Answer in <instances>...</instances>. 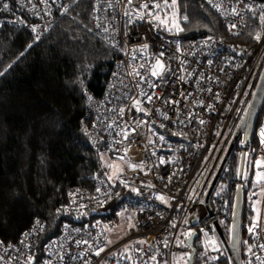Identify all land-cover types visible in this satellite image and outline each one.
Instances as JSON below:
<instances>
[{
	"label": "built area",
	"instance_id": "1",
	"mask_svg": "<svg viewBox=\"0 0 264 264\" xmlns=\"http://www.w3.org/2000/svg\"><path fill=\"white\" fill-rule=\"evenodd\" d=\"M202 1L229 34L246 33L250 0ZM145 2L148 9L140 7ZM152 4L91 0L92 23L116 58L103 93H83L86 119L80 129L92 148L126 164V171L118 178L109 179L108 173L98 177L90 188H69L60 212L70 221H63L40 247L47 224L39 217L16 240L0 238V264H170L177 243L188 245L191 235L200 240L202 257H225L217 226L226 232L237 180L231 186L220 178L210 200L212 213L202 200L263 68L264 24L260 39L255 35L248 44H225L213 36L180 44L158 32ZM67 8L69 0H0V27L25 31L38 40ZM157 59L164 68L154 76ZM261 129L264 123L255 124L251 139L256 142L253 156L264 166ZM241 153L240 141L239 161ZM128 162L142 164L143 170L133 171ZM231 162L232 155L223 175ZM253 224L240 264H264V179L248 229Z\"/></svg>",
	"mask_w": 264,
	"mask_h": 264
},
{
	"label": "trees",
	"instance_id": "2",
	"mask_svg": "<svg viewBox=\"0 0 264 264\" xmlns=\"http://www.w3.org/2000/svg\"><path fill=\"white\" fill-rule=\"evenodd\" d=\"M150 1L161 5L152 11L158 32L180 44L207 36L225 44H248L264 24V0H250L247 30L241 36L229 34L220 17L202 0H176L174 7H165L164 0ZM90 7L91 0H69L67 12L38 40L25 31L0 27V238L5 242L16 240L39 217L47 224L40 247L69 220L60 212L68 189L90 188L94 179L108 173L102 152L90 146L80 129L86 119L83 93H103L116 58L93 25ZM261 122L264 104L256 124ZM250 144L255 148L254 139ZM253 158V154L247 155L246 161ZM238 162L237 146L233 167L224 173L222 183L234 184ZM251 182L243 178L240 258L253 212V197H247L258 189ZM233 193L234 188L231 203ZM230 214L231 209L227 223ZM183 245L178 250L186 248L187 262L193 251L191 264H228L226 257L216 261L202 257L197 237Z\"/></svg>",
	"mask_w": 264,
	"mask_h": 264
},
{
	"label": "water",
	"instance_id": "3",
	"mask_svg": "<svg viewBox=\"0 0 264 264\" xmlns=\"http://www.w3.org/2000/svg\"><path fill=\"white\" fill-rule=\"evenodd\" d=\"M264 104V65L259 75V78L255 84L254 90L251 95L248 109L238 124L229 144L226 148V151L221 158V161L213 175V178L207 188L205 196L202 202L205 204L209 213H212V208L210 205L211 197L218 185L220 178L223 175L224 169L228 163L229 158L233 154L234 150L241 141L242 153L240 156L238 174H237V186L234 191L232 209L230 214V222L228 233H225L220 226H217V236L221 243V246L224 250L225 257L227 258L228 264H240V228H241V215L243 207V192L244 188L242 187L243 182V170L245 162V150L248 147L254 126L257 122V117L260 111V108ZM195 235H191L189 242ZM193 251L188 256V263L191 264Z\"/></svg>",
	"mask_w": 264,
	"mask_h": 264
},
{
	"label": "rangeland",
	"instance_id": "4",
	"mask_svg": "<svg viewBox=\"0 0 264 264\" xmlns=\"http://www.w3.org/2000/svg\"><path fill=\"white\" fill-rule=\"evenodd\" d=\"M251 84H252V81L249 83L248 87H247V91L244 93L243 97H245L247 95V92L249 91L250 87H251ZM231 128V126L229 127V129ZM228 129V131H229ZM227 131V132H228ZM227 132L225 133V135L221 138V141H220V144H219V147L214 155V158H213V162L215 161L217 155H218V152L221 148V146L223 145L224 143V140L225 138L227 137ZM252 155L254 154V148L253 146L250 144L248 146V152L246 154V157L247 155ZM103 155V159H104V164L107 165V164H118L120 168L123 169V172L126 171V168H127V165L122 163V162H118V161H112L110 159H108L104 153H102ZM239 155V154H238ZM255 158L251 159V162L250 161H246V158H245V165H244V170H243V178L247 177V179L249 178V180L252 179V182H251V185L254 187H257L258 189H254L253 191L250 192V195L247 197L249 200L251 199V197H253V209L255 208L256 206V203L258 202V199H259V196L261 195V191H262V183H263V179H264V175L261 176L259 182H257V173H262L264 174V166L261 164L260 166H256V160H254ZM239 163V162H238ZM232 164V167H233V163L231 162ZM230 167V169L232 168ZM106 168L108 169V176L112 175L114 171H117V169H110L106 166ZM229 169V170H230ZM252 170V171H251ZM114 176V175H113ZM224 182V180H223ZM225 184H227V181L224 182ZM235 183V182H233ZM222 184V183H221ZM242 187H243V184H242ZM244 188V187H243ZM234 191H235V188H234ZM215 193V192H214ZM233 196H234V193H233ZM253 213V212H252ZM252 215V214H251ZM251 218V216H250ZM250 218H249V222H250ZM230 222V221H229ZM248 222V223H249ZM227 223V222H226ZM227 228H226V232L225 233H228V229H229V223H227ZM241 234V233H240ZM247 235H248V229H247ZM178 241V238L176 239ZM241 240V239H240ZM179 244H180V241L177 243V245L175 246L173 252H172V255H170L169 257V260H170V264H187V250L186 248L183 249V250H178L179 249ZM184 245L181 243V247H183ZM244 250V246L242 247V252Z\"/></svg>",
	"mask_w": 264,
	"mask_h": 264
},
{
	"label": "snow or ice",
	"instance_id": "5",
	"mask_svg": "<svg viewBox=\"0 0 264 264\" xmlns=\"http://www.w3.org/2000/svg\"><path fill=\"white\" fill-rule=\"evenodd\" d=\"M45 2H46V0H45ZM128 3L130 4L131 3V0H128ZM175 4H176V0H172V3L171 4H168V0H164V6L165 7H174ZM3 7L4 8H8V5L7 4H4ZM140 7L142 9H148L150 7V5L147 2H145ZM151 7L154 8V9H159L161 7V5L159 3H154V4L151 5ZM149 15H151V12H149ZM154 18L155 19H159L158 16H156ZM184 19L186 20L187 17H184ZM261 19L264 20V17H261ZM161 23H166V21H161ZM173 26L178 28V25L175 24V21H173ZM233 27H235V25H233ZM178 30H181L182 31V29H179V28H178ZM33 31H35V29H33ZM256 39L257 40L260 39L259 34H257ZM145 47H147V46H145ZM161 55H163V53H161ZM153 68H154V70L152 72V75L155 76V75H158L157 69L163 70L164 65L161 63V61L159 59H157L156 65H154ZM89 99H91V97H89ZM147 100H148V102H151L152 96H147ZM139 104H140L139 101H135V105L134 106L137 107V110L143 111V109H141L139 107ZM122 111L123 110H121V112ZM145 114L147 115L148 113H145ZM201 123H203V121H201ZM109 127H111V125H109ZM123 135H124V138L127 139L128 133L127 132H124ZM260 136H261V143L264 144V129H261ZM159 138L161 140L164 139L163 136H161ZM101 159H103V156H101ZM117 160L124 161L125 160V157H117ZM163 162L164 161L162 160L161 163H163ZM255 163H256V166L258 167V166L261 165L262 162L260 160H257ZM106 166L108 168H110V169H117V171H114L113 174L109 176V179H112L113 178V175L114 176H117V178H118V176L123 173V169L120 168L118 164H107ZM128 167L131 168L133 171H135L137 168H139L140 170H143V165L142 164H133L131 162H128ZM256 175H257V182H259L261 176L264 175V174L257 173ZM169 180H171V177H169ZM148 186L149 187H152V185H148ZM157 198L158 199H161V200H164V197L163 196H158ZM255 227H256V225L253 224V226L250 227L248 229V231L250 233L251 232H254L255 231ZM188 235H191V233H189Z\"/></svg>",
	"mask_w": 264,
	"mask_h": 264
}]
</instances>
